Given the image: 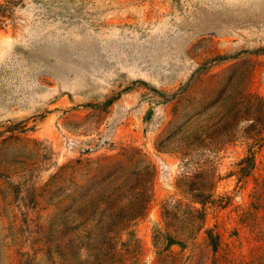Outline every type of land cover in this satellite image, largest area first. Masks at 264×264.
I'll return each mask as SVG.
<instances>
[{
	"label": "rangeland",
	"instance_id": "1",
	"mask_svg": "<svg viewBox=\"0 0 264 264\" xmlns=\"http://www.w3.org/2000/svg\"><path fill=\"white\" fill-rule=\"evenodd\" d=\"M248 101L257 119L193 159L156 150L199 105ZM12 124L0 264H264V0H0V143ZM136 148L157 167L148 210L106 235L101 214L73 212L83 189L53 177ZM194 182L213 188L203 221Z\"/></svg>",
	"mask_w": 264,
	"mask_h": 264
},
{
	"label": "trees",
	"instance_id": "2",
	"mask_svg": "<svg viewBox=\"0 0 264 264\" xmlns=\"http://www.w3.org/2000/svg\"><path fill=\"white\" fill-rule=\"evenodd\" d=\"M257 99V97H256ZM261 100V99H260ZM263 102V101H262ZM110 103V101L108 102ZM107 103V104H108ZM180 113V112H179ZM210 115L216 119L211 126L204 125L202 117ZM258 112L253 109L250 102H233L216 109H203L199 105L194 109L193 114L188 115L184 124L178 126L177 122H171L164 136L159 138L156 144L158 152H176L193 159L195 151L206 143L214 141L216 133H222L234 129L235 123L241 120L257 119ZM176 115V114H175ZM17 124L7 127L8 137L3 139L0 145H6L11 141H18L16 135ZM164 135V134H163ZM163 137V138H162ZM19 157L28 159L24 152ZM17 155L3 165L0 176L8 177L14 171ZM68 174L70 182L78 189H83L81 196L77 199L73 212L80 218L88 220L90 217L101 214L104 218L100 229L104 234L121 233L129 228L130 223L142 218L151 199L154 181L157 176V167L154 162L141 149L125 151L118 157H102L95 160H75L63 165L59 172L53 177H62ZM202 175V173H200ZM188 175H184V179ZM78 177H88L89 181L96 182V185H80L76 180ZM201 177V176H200ZM11 186H16L12 185ZM213 188H208L205 183L185 184L183 190L190 199L202 205L201 210H194L204 220V206L212 200ZM60 192L63 188H60ZM66 196L71 197L70 194ZM189 208V207H188ZM189 210V209H188ZM191 211V209H190ZM168 213H165L166 218ZM130 235L133 233H129ZM211 244L214 245L213 233L208 231ZM167 247L175 244V239L166 234ZM155 247L157 243L155 242Z\"/></svg>",
	"mask_w": 264,
	"mask_h": 264
}]
</instances>
